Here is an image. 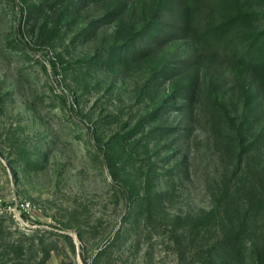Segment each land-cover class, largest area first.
I'll use <instances>...</instances> for the list:
<instances>
[{"label": "rangeland", "instance_id": "obj_1", "mask_svg": "<svg viewBox=\"0 0 264 264\" xmlns=\"http://www.w3.org/2000/svg\"><path fill=\"white\" fill-rule=\"evenodd\" d=\"M78 2L0 0V264H182L231 228L224 183L257 209L254 264L264 88L191 31L232 9Z\"/></svg>", "mask_w": 264, "mask_h": 264}, {"label": "trees", "instance_id": "obj_2", "mask_svg": "<svg viewBox=\"0 0 264 264\" xmlns=\"http://www.w3.org/2000/svg\"><path fill=\"white\" fill-rule=\"evenodd\" d=\"M74 1V0H73ZM87 0H79L84 5ZM251 0H214L210 9L217 7L232 9L229 16L216 18L206 26L192 28L193 36L203 50L214 55L222 52L224 58L235 67L242 68L264 88V27L254 29L256 13L244 11ZM214 12V11H213ZM247 27V30H246ZM258 28V26H257ZM154 38V36H149ZM147 49L138 50L136 58L141 57ZM134 54L128 53L132 57ZM71 63L64 67L69 69ZM218 205L231 211V228L213 242L200 243L190 250H182L180 263L186 264H245L247 255L245 243L253 233V224L257 218V209L246 208L230 190L229 183H224ZM258 207V203H256ZM262 242L250 250L254 264H264V235ZM12 251L20 250L19 246L10 244ZM17 254V253H16ZM8 264H27L12 258Z\"/></svg>", "mask_w": 264, "mask_h": 264}]
</instances>
